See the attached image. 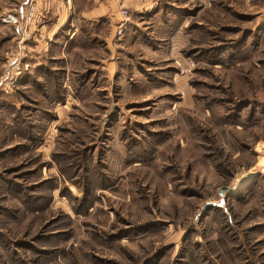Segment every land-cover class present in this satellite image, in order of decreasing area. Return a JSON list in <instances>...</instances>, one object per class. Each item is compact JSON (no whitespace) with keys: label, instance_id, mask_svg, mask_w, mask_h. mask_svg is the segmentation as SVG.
I'll use <instances>...</instances> for the list:
<instances>
[{"label":"rangeland","instance_id":"374dc122","mask_svg":"<svg viewBox=\"0 0 264 264\" xmlns=\"http://www.w3.org/2000/svg\"><path fill=\"white\" fill-rule=\"evenodd\" d=\"M19 2L0 264H264V0H78L39 51Z\"/></svg>","mask_w":264,"mask_h":264},{"label":"crops","instance_id":"0c3cea01","mask_svg":"<svg viewBox=\"0 0 264 264\" xmlns=\"http://www.w3.org/2000/svg\"><path fill=\"white\" fill-rule=\"evenodd\" d=\"M18 4V12L16 16L18 19L22 20L28 8V4H30V8L32 6L33 10H30V22H29V28L32 33H34V38L38 42L34 47L36 48V51H39L40 49L46 50L48 41L54 34L58 31V29L62 28L64 24L67 22L68 25H73V17L74 16V10L72 7L76 6V3L78 0H19ZM95 1V9L83 12L81 14L78 13L76 15V19L80 21V19H95L92 18V11L101 12L102 10L105 11V8L103 7V3L106 0H94ZM24 8L26 9L24 14ZM102 11V12H103ZM101 12V13H102ZM95 13V12H94ZM15 14V13H14ZM71 15V16H70ZM25 21V20H24ZM49 21V23H47ZM23 22V21H21ZM28 23V22H27ZM70 28H67V31ZM76 31V28L73 29ZM18 28L17 26H14V32H17ZM73 31V32H74ZM72 32V33H73ZM42 43V44H41ZM43 45V46H42ZM38 62L37 64H39Z\"/></svg>","mask_w":264,"mask_h":264},{"label":"built area","instance_id":"2783aa9c","mask_svg":"<svg viewBox=\"0 0 264 264\" xmlns=\"http://www.w3.org/2000/svg\"><path fill=\"white\" fill-rule=\"evenodd\" d=\"M30 10L32 11L33 8L31 6ZM6 22H10V23H17L18 20L16 17H14L13 15H7V17L4 19ZM19 23V22H18ZM23 36L25 35V31H22Z\"/></svg>","mask_w":264,"mask_h":264}]
</instances>
